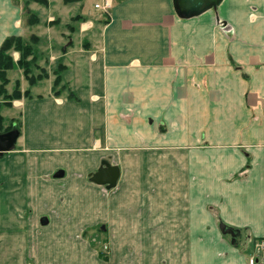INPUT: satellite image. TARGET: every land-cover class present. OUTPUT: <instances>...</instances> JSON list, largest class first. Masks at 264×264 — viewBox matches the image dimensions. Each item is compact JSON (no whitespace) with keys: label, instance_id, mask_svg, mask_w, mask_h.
<instances>
[{"label":"crops","instance_id":"crops-1","mask_svg":"<svg viewBox=\"0 0 264 264\" xmlns=\"http://www.w3.org/2000/svg\"><path fill=\"white\" fill-rule=\"evenodd\" d=\"M25 1L0 0V47L10 36L48 37L40 54L64 62L75 97L54 95L51 76L33 86L32 98L1 110L22 123L21 160L11 151L0 157L7 227L17 226L20 208L39 225L69 217L67 228L103 214L126 226L133 211L141 222L150 211L138 230L157 234L152 248L142 245L148 254L163 244L159 235L168 246L174 235H189L209 205L229 225L264 238V0H221L190 16L174 0H114L110 14L83 8L75 21L72 7L60 11H78L77 3L30 0L27 9L41 11L36 25ZM19 76L8 71V85L19 78L29 87ZM103 162L120 167L114 188L90 181ZM202 262L249 264L239 253Z\"/></svg>","mask_w":264,"mask_h":264},{"label":"rangeland","instance_id":"rangeland-1","mask_svg":"<svg viewBox=\"0 0 264 264\" xmlns=\"http://www.w3.org/2000/svg\"><path fill=\"white\" fill-rule=\"evenodd\" d=\"M70 1V3H77L78 11L74 10L75 7L73 5H66L60 11L61 15H67L68 7L70 9L72 7L71 10L75 14L72 19L83 18L80 14L83 8L89 10L91 15L96 13L104 14L101 10L95 8V4L100 0ZM63 2L66 3L64 0ZM49 4L50 0L44 6H48ZM59 5L60 7L64 6L63 3H59ZM34 13L38 16L39 21L37 24H39V13ZM57 22L51 24H56ZM24 37L20 36L21 39L31 43L33 48L32 55L27 59L29 61V75L27 76L24 69L17 64H15L14 69L9 70L10 75L16 77L23 75L27 80L29 79L28 77L39 79L34 85L26 86L27 88L22 87L19 78L14 81L11 88L8 85L9 80L0 92V114L2 113L1 110L4 107L11 106L14 100L32 98L31 89L33 86L40 80L50 78L51 76L54 81L56 79L58 80L57 85H54V83L52 85V93L54 95L60 96L62 93H65L71 98L70 94L73 93L66 82L67 66L64 62L59 59H51L44 52V54H40L39 47L50 43L48 37L39 36L37 32L27 33ZM13 51L16 52L14 47L8 51V54L13 58L14 62H17V58L15 59L12 55ZM40 58L42 62H40ZM18 72L20 73L19 75ZM14 91L20 92L21 97L15 98L7 103V98ZM26 92L29 93V97L25 95ZM55 92H58V94ZM18 118H6L2 116L0 133L13 129V124L16 122L20 124L21 129L22 123ZM20 149H22V145L18 144L11 151L15 161L21 160L19 157L16 158L18 154H15V151L19 152ZM42 188L43 186L41 185L34 187L36 190ZM8 189L9 187H6L7 191ZM122 189L124 190V187ZM12 190L14 191L15 189L12 188ZM7 191L0 190V197H3L4 200L6 199L5 195ZM134 203L136 202L132 201L131 203L132 209L135 207ZM209 207L211 206L208 205L207 209H205V216L207 214L206 218L202 216L200 221L199 219L191 221L189 235H180L179 238H175L174 235V240L171 243L169 242V246L166 243V239L164 240L162 238L166 237V235H159V238H161L159 240H162L159 242L163 243V246L161 245L159 249L148 250V254H146V249L142 245L146 244L152 248L150 241L155 238L154 241L158 243L156 238L157 234L151 233L150 230H143L140 233L138 230L140 231L143 227L141 226L142 224L148 223L150 215H152L150 211L147 213L149 214L148 219H144L142 222L137 216H133V211L128 216L130 224H127L129 223L128 221L126 223V226L128 227L129 225V227L124 231V228H126L124 221L126 220L120 221L119 217L114 218L112 216L107 218L104 214L103 216L98 215L96 218L80 216L78 219H72L73 226L67 228L71 225L69 221L71 218L69 217H59L56 214L53 216L52 224L50 218V221L41 222L39 225L38 216L31 218L28 213L24 215L23 209L20 208L21 212H15L19 215L17 217L15 216L14 221L17 226H14L12 223L7 227V217L0 218L2 222H0V264H199V260H202V263L214 262V259L217 262L227 261L231 259L233 253L234 255H237V253L242 254L249 264L251 259L255 260V264H264V244L262 243L264 238H257L255 240V236L239 228L241 230L239 241L237 245H233L230 241V236L222 235L218 227L220 221H225L219 215L215 214V211L212 209L213 207L211 209ZM200 209L204 211L202 208ZM20 210L18 209L16 211ZM191 213L194 212L191 211ZM153 214L156 213L153 212ZM199 222L202 223V228L201 230L197 229L195 231V228L201 226ZM66 229L71 230L68 231ZM168 241H171V238H168ZM150 252L153 255H149Z\"/></svg>","mask_w":264,"mask_h":264},{"label":"water","instance_id":"water-1","mask_svg":"<svg viewBox=\"0 0 264 264\" xmlns=\"http://www.w3.org/2000/svg\"><path fill=\"white\" fill-rule=\"evenodd\" d=\"M220 1L221 0H174V4L180 15L190 16L200 12L205 7H216ZM19 136L20 130L17 128L0 133V157L15 148ZM63 175V171L56 173L57 177H61ZM120 175L121 171L119 166L103 162L97 171L89 175V178L90 181L98 185H104L111 189L117 185ZM218 227L222 235L230 236L231 243L233 245H237L241 234V230L238 227L229 225L223 221L219 222Z\"/></svg>","mask_w":264,"mask_h":264},{"label":"trees","instance_id":"trees-1","mask_svg":"<svg viewBox=\"0 0 264 264\" xmlns=\"http://www.w3.org/2000/svg\"><path fill=\"white\" fill-rule=\"evenodd\" d=\"M30 0H26L25 1V7H26V15H28V22L32 25V24H37L39 19L38 16L31 10L27 9V3ZM32 1H36L40 4L46 5L48 0H32ZM66 3H70V0H64ZM72 20H76V18L72 19ZM38 39V38H37ZM14 47L16 51H19L21 56L19 58V60L17 62L13 61V58L8 54V51ZM33 53V48H32V44L26 42L25 40L21 39L20 36H10L8 38L5 39V41L3 42L2 46L0 47V92L2 90V87L5 86L9 80L7 77V72L9 70L14 69L15 64L19 65L20 67H22L25 71V74L28 76L29 74V61L27 60L28 57L30 55H32ZM29 79V84L30 85H34L36 83V81L39 78H33V77H28ZM58 80L56 79L54 81V85H57ZM56 94H58V92H55ZM29 93L26 92V96ZM21 97V93L18 91H14L8 98H7V103H9L11 100L15 99V98H20ZM29 97V95L27 96ZM71 98H74V94L71 93L70 94ZM2 121V115L0 114V122ZM13 128H17L18 130H20V124L19 123H15L13 124ZM257 240V238L255 239Z\"/></svg>","mask_w":264,"mask_h":264},{"label":"built area","instance_id":"built-area-1","mask_svg":"<svg viewBox=\"0 0 264 264\" xmlns=\"http://www.w3.org/2000/svg\"><path fill=\"white\" fill-rule=\"evenodd\" d=\"M114 0H100L95 4V8L101 10L103 13L110 14V11L113 7ZM264 244V240H262ZM250 264H255V260L251 259Z\"/></svg>","mask_w":264,"mask_h":264},{"label":"flooded vegetation","instance_id":"flooded-vegetation-1","mask_svg":"<svg viewBox=\"0 0 264 264\" xmlns=\"http://www.w3.org/2000/svg\"><path fill=\"white\" fill-rule=\"evenodd\" d=\"M42 220H44V218ZM45 220H47V219H45Z\"/></svg>","mask_w":264,"mask_h":264}]
</instances>
